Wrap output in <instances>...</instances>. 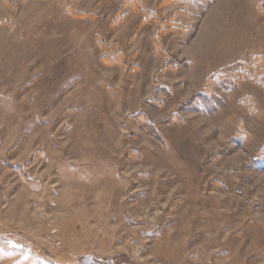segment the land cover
<instances>
[{"label": "rangeland", "instance_id": "rangeland-1", "mask_svg": "<svg viewBox=\"0 0 264 264\" xmlns=\"http://www.w3.org/2000/svg\"><path fill=\"white\" fill-rule=\"evenodd\" d=\"M127 1L0 0V264H264V0Z\"/></svg>", "mask_w": 264, "mask_h": 264}, {"label": "trees", "instance_id": "trees-1", "mask_svg": "<svg viewBox=\"0 0 264 264\" xmlns=\"http://www.w3.org/2000/svg\"><path fill=\"white\" fill-rule=\"evenodd\" d=\"M127 3H128V7H129L130 9H132L133 11H140V12H142L143 17L145 18V20H151V19L154 17V14H153V13L148 12V11H146V10H144V9L142 8V3H141L140 1H138V0H132V1H127ZM71 10H72V9H70V8L68 9L70 15H71L73 18L85 17V15H83V14H79V13H76L75 11H71ZM123 19H124V18H120V20L117 21L116 24H115V23L112 24V25H113V29H117V28L119 27V25L122 23ZM158 32H159V31H158ZM156 41H157V40H156ZM101 61H103L104 64H106L105 61H107V63H110V65H112L111 60H109V58H107V57L102 58ZM168 65H169V66H168ZM171 68H172V66H170V64H167V65H165V67H164V71H165L166 69L169 70V69H171Z\"/></svg>", "mask_w": 264, "mask_h": 264}]
</instances>
